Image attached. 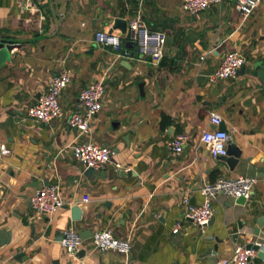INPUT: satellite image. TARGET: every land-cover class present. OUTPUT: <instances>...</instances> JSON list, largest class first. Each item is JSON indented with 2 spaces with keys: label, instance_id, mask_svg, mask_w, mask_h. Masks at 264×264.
Segmentation results:
<instances>
[{
  "label": "crops",
  "instance_id": "obj_1",
  "mask_svg": "<svg viewBox=\"0 0 264 264\" xmlns=\"http://www.w3.org/2000/svg\"><path fill=\"white\" fill-rule=\"evenodd\" d=\"M182 1L31 0L25 8L19 0H0V42L17 46L0 65V145L11 151L0 158V264H215L237 245L264 247V222L258 225L264 218V0L246 19L236 0L198 15L184 12ZM139 14L149 30L167 37L159 63L136 58L130 23ZM117 19L127 23L125 33L115 29ZM98 31L121 36L123 52L132 57L97 45ZM229 53L243 56V71L211 85L208 75ZM65 70L71 74L61 97L65 117L30 119L28 108ZM102 79L104 106L92 133L79 136L67 117L81 91ZM213 113L243 153L234 171L201 143L202 132L215 129ZM181 133L190 141L177 156L169 142ZM87 141L113 151L107 167L89 175L72 152ZM239 176L256 181L245 205L218 197L209 226L185 222L173 233L184 196L200 205L205 182ZM56 184L66 206L32 219L31 197ZM76 205L84 207L81 221L73 220ZM71 227L85 240L83 255L70 256L61 246L62 232ZM102 230L131 238L128 258L93 249L92 237ZM250 264L264 261L256 255Z\"/></svg>",
  "mask_w": 264,
  "mask_h": 264
},
{
  "label": "built area",
  "instance_id": "obj_2",
  "mask_svg": "<svg viewBox=\"0 0 264 264\" xmlns=\"http://www.w3.org/2000/svg\"><path fill=\"white\" fill-rule=\"evenodd\" d=\"M143 1V0H142ZM263 0H236L235 9L244 19L248 18ZM21 5L29 8L31 0H19ZM223 0H183L182 8L189 15H198L202 12L218 7ZM130 31L134 34V40L138 48L139 55L159 63L165 57L167 37L164 33L151 31L143 22L141 14L130 23ZM95 43L102 48L110 49L116 53L123 52L124 43L121 36L105 31H98L95 34ZM120 57L130 58L132 54L124 51ZM245 59L238 53H229L221 62L220 66L210 75L208 81L215 85L220 81L235 78L240 69L244 67ZM71 82L69 71H62L56 75L46 94L39 102L27 110L30 119L49 123L56 119L65 117V112L61 104V97ZM106 94L105 81L99 80L86 86L79 95V105L68 117L69 127L75 130L79 136H89L92 133L93 122L104 106ZM223 123V118L216 113L211 114L210 124L214 130H205L201 134V143L214 159L226 156L228 142L231 135L227 131L219 130ZM190 141L188 133L176 135L170 142L169 148L180 156ZM76 161L88 170H104L111 162L113 151L111 148L99 145L93 141L81 142L72 148ZM10 149L5 145H0V158L10 155ZM121 169L120 166H118ZM255 179L239 176L237 178H219L214 182H205L201 186V193L204 197L200 205H194L190 197L184 196L182 200V219L177 221L173 227V233L178 234L183 229L185 222L190 223L200 229H205L214 218L213 204L218 197L227 198H250ZM32 209V219L37 216L54 215L66 206V202L61 194L60 185H50L39 189L30 199ZM85 240L73 227L65 230L61 234V246L70 256L78 255L84 250ZM93 249L97 252L115 251L126 258L132 252L133 245L131 238H116L111 230H102L92 237ZM257 252L246 245H237L233 255L215 264H250ZM177 264V263H175Z\"/></svg>",
  "mask_w": 264,
  "mask_h": 264
},
{
  "label": "water",
  "instance_id": "obj_3",
  "mask_svg": "<svg viewBox=\"0 0 264 264\" xmlns=\"http://www.w3.org/2000/svg\"><path fill=\"white\" fill-rule=\"evenodd\" d=\"M115 23H116L115 29H120L123 33L126 32L127 23L125 21H123L121 19H117L115 21ZM16 47L17 46L14 44L0 42V65L6 63L11 58V52ZM138 57H139V54L136 55V58H138ZM243 69H244V67H242L240 69V71H243ZM261 75H262L263 84H264V72ZM219 130L227 131V128H226L224 123H222V125L219 127ZM242 154L243 153H242L241 149H239L237 144L234 141H229L226 156L218 157V158H216V160L218 162L226 164L229 167L230 171H234L235 169H237V167L241 163ZM94 172H95V170H93V169L87 170L88 175L91 173H94ZM120 173H121L120 175L122 177H125V176H130L132 174V171H120ZM238 203H240L241 205H245V203H246L245 198H243V197L239 198ZM83 210H84V207H81L78 205L72 207L71 211H72L74 221H81L82 220ZM263 222H264V218L259 219V221H258L259 228L263 227ZM259 228H257L254 231V236L257 238L260 235ZM217 241H219V240H217ZM246 246H247V248L254 249L257 252L258 257L262 261H264V247L261 243L250 242V243H247ZM217 250H218V246H215L213 249H209L208 253H207L208 256L214 255L213 252H217ZM83 254H84V251L82 250L78 255L80 256Z\"/></svg>",
  "mask_w": 264,
  "mask_h": 264
}]
</instances>
